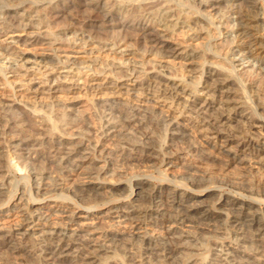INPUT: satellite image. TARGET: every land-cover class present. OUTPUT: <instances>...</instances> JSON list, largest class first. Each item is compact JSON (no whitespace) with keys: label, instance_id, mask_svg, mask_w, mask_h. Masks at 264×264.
Segmentation results:
<instances>
[{"label":"bare ground","instance_id":"1","mask_svg":"<svg viewBox=\"0 0 264 264\" xmlns=\"http://www.w3.org/2000/svg\"><path fill=\"white\" fill-rule=\"evenodd\" d=\"M80 1L84 3L81 4L82 6L92 11H101L103 15L99 22L93 21V19L92 21L89 20L90 22L86 21L87 23L70 25L71 27L69 26V28L62 29L61 33L59 32L58 36L60 37L56 40L66 41L72 47L86 48L97 44L98 40L93 37V30H124L128 27L135 31L133 33L136 38L138 37L136 44H139V40H143L147 44L144 48L146 49L144 52L146 56L188 60L195 55L193 53L189 55L190 53L184 52L180 47L171 45L168 41L169 38L167 39L168 32L172 34L179 28L182 29L188 39L197 40L199 37L197 30H207L205 22L201 19L190 20L186 18L181 23L177 17L175 19L176 15H174L169 2L165 1L166 3H164L162 0V3L157 2L158 5H148L147 2L149 1L145 3L143 0L137 6L134 3L137 7L134 14V11L132 12L134 8L132 10L123 8L122 12H111L108 10L109 7L106 2L102 0ZM178 1L183 6L192 7L197 15L204 14L206 23H211L214 15L212 17L208 12L206 13L205 9L211 11L219 7L212 0ZM58 2L57 0L56 3ZM224 3L227 5V9L224 8V11L217 12L220 13L219 15L222 14L218 17L217 30L219 32H217L219 37L223 38V42L213 46L217 56L224 57L222 54H225V50L229 51L226 50L227 53L225 54L226 65L219 63L222 71H220L221 69L217 70V67L213 68L216 65H213L212 68L202 65L203 67L197 75L191 74L187 78L185 69L184 71L180 70L179 73H176L173 67L168 69L171 73L175 72L176 77H180L186 84L185 86H183V82V85H178L177 82L169 80L166 76H163L162 81L156 77L153 80L140 81L142 79L138 80L137 77L132 76L135 80L131 82L136 87L138 94L134 98H127L126 102H123V99L122 101L119 100L114 91H108L114 90L119 84L117 85L110 80L103 82H99L96 78L91 80L92 85L90 84V87L92 86L93 90L106 89L109 94H112L106 100H102L104 109H102L104 115L102 124L104 126L102 125L103 129L99 132V141H94L92 129L84 127L80 128L81 141L69 142L56 136L58 133L56 135L51 134L46 122L39 121L36 116H31L33 111L28 115L22 110L21 113L23 112L24 115L21 116L15 110L18 105L16 101L12 98H0V156L5 152L6 154L12 152L18 157L17 162L20 164H34L36 160L42 158L49 164H56V168L63 176L61 179H53L54 176L52 178V175L50 177L48 173L42 172L35 178L36 186H34L33 193L35 197L30 193V189L24 188L14 203L11 202L17 193L12 195L7 203H0V207L11 203L6 208L0 209V221L6 220L7 222L0 226V264H188L192 263V257L198 251L197 244L204 241L203 235L206 233H214V237L221 241L214 240L212 246L215 247V253L211 255L212 257L210 256L209 262L203 259L201 264H264V209L261 208L263 201L260 198L253 196L240 198L236 192V195L220 199L218 207L204 205L205 198L209 197V192L212 191L190 192L191 190L189 191L188 186L186 187L182 181L168 179L167 171L172 170L176 162L175 159H169L163 162L165 169L160 173L164 177L163 183L169 182L170 184L159 185L157 189L152 191V194H149L150 196H145L146 201L150 198L149 204L144 205V202L137 204L142 197L140 191L151 182L147 178L139 180L137 184L139 190L132 191L122 206L113 207L110 204L113 200L105 196V191L107 190L113 197L115 192L119 190V185L110 186L108 182H104L105 180L102 181L100 176L103 173L97 170L95 165L92 166L97 160L95 158L99 157L105 158L108 164L112 163L111 160L114 159V155L109 156L110 153L103 151L106 141L112 142L114 147L112 152L115 153L116 160L121 162L129 159L144 162L155 159L154 156H151V149L149 148L152 137L147 132L148 125L153 127L167 126L170 128L174 139L188 136V134L185 136L187 133L185 128L190 126L191 129H196L202 135L211 137L215 142L214 148L227 157L228 163L241 162L243 163L241 165H246L245 162H249L245 157L252 156L254 162L261 166L259 169L261 168L260 170L264 172V145L256 140L255 134L251 132L260 124L259 118L264 120V37L261 34L260 37L255 35L256 33L259 34L262 31L261 28L264 27V22L258 17L259 13L264 11V3L258 0H226ZM10 7L12 8V6ZM9 12L2 11L0 17V27L4 28L6 32L25 33L32 31L29 33L35 34V30L40 32L49 24V21L47 22L45 19L43 22L41 16H36V14L34 16L29 14L28 16L27 12L20 14L17 11V14L13 16ZM156 26L163 31L160 32L159 29H155ZM222 28L228 30L226 36L221 33ZM171 29L172 31H170ZM50 35L52 36V34ZM130 40L132 38L125 37L109 44L98 43L97 47L100 46L101 50L122 51L127 47ZM40 41L42 40L39 38L32 41L26 38L23 44ZM132 45L134 44L132 43ZM199 57L201 56L199 55ZM13 58L19 60V63H15ZM237 58L239 62L247 61L250 65L249 70L243 73L244 75H240L236 71L234 60ZM30 62L34 63L31 68L27 66ZM54 63L36 57L28 58L23 55H13L10 54L8 48L0 47L1 71L12 70L11 73L20 77L19 79L27 84L28 92L40 93L44 91L42 86H30L26 80L29 75L28 71L33 67L36 69L35 72L42 77V84L48 85L49 90L57 89L54 83H57L59 78L57 76L53 78L50 74L52 73L50 71L56 70ZM23 70L25 72H22ZM234 77L236 81L232 82L230 79ZM29 81L32 82L30 79ZM236 82L244 84V87L241 86L242 84H237L238 87H235L238 88V91H244L242 95H239L237 91L234 96L228 93V88L234 87ZM247 82L250 83L248 86H246ZM197 85H200L201 89L195 90ZM107 94L105 93V95ZM168 100L175 109L174 115L168 111L169 109L165 110L167 107L164 106V103ZM241 100H246V102L242 103ZM54 105L48 106L53 109ZM56 105L61 107L59 103ZM64 108L65 110L68 109L67 107ZM68 110L71 111V108ZM175 114L187 116L189 124L185 121L179 122L178 116ZM52 119L48 117V121L52 125L51 128H56L57 124ZM190 121L192 122L190 123ZM74 122L76 121L74 120ZM259 128L260 133L257 132L256 134L260 137V134L264 132V126ZM56 129H54V133ZM131 131L134 132L135 136L130 134ZM138 134L139 137L136 136ZM240 154H245V157L241 158ZM184 167L188 169L187 172L190 170L200 171L199 168L190 163L184 164ZM80 171L84 172V178L76 184H69L68 182L72 180L71 177ZM191 171L183 173L184 176L188 174L187 178L183 179L189 183L187 185L196 187L206 180L213 179L211 172H202L201 176L197 175V172L191 173ZM2 172L3 168L0 166V173L2 174ZM57 177L58 175L55 178ZM0 179H2L1 175ZM51 179L54 181V187L51 188V192L54 194L43 198L36 197L46 187L48 189L53 185L48 186L46 183L48 180L51 183ZM229 180L235 185L250 182L243 176L238 177L237 175L230 177L227 182ZM7 185L9 184L0 182V202L3 200L2 198H5ZM256 190L258 189L256 188ZM27 195L29 197L25 204L23 201ZM161 198H165L166 204L160 202ZM109 204L111 205L107 213L109 225L105 229H98L96 221L101 215L100 208ZM226 232L229 233L228 238L218 239ZM213 239L210 238V241ZM224 240L226 241L223 242ZM108 255H113V257Z\"/></svg>","mask_w":264,"mask_h":264},{"label":"rangeland","instance_id":"2","mask_svg":"<svg viewBox=\"0 0 264 264\" xmlns=\"http://www.w3.org/2000/svg\"><path fill=\"white\" fill-rule=\"evenodd\" d=\"M58 1H59L58 2L59 4L56 3L57 0H10V1L0 0V17H1L2 11L3 12L10 11L9 13L13 16L16 15L18 11L20 12V14H23V12L25 13L27 12L26 14H28V16L29 14L31 16L32 15L34 16L35 14L36 16L39 15L41 16V20L43 22H45V19L47 22L49 21V24L46 28L42 29L40 32L35 30L34 32L35 34L29 33L32 31H27L25 33H22V32L13 33L10 31L6 32L4 28L0 27L1 29L0 30V47L8 48L10 51V54H13V55H23L28 58L36 57L38 59H44L46 61L48 60L53 61V63L55 62L54 64H55L56 70L50 71L52 73L50 72L49 73L51 74L53 78H56L55 76L59 78L57 83L56 82L54 83V86H56L57 89L49 90L48 85L42 84V77L40 76L39 73L35 72L36 69H34L33 67L31 70L28 71V74L31 76L28 75L26 80H28V83L30 86H33V87L42 86L41 88L42 90H44L43 91L44 93L42 91L40 93L28 92L27 84L24 83L22 79H19L20 77L11 73L12 70H9V69L8 71L3 72L1 71V67H0V98H10V99L12 98V100L16 101L18 105L17 107H15V110H17V114H20L21 116L24 115L23 112H26L28 115H30L33 111L31 116L32 115L34 117L36 116V118L39 119V121L46 122V124L49 125L48 127L51 129V131L49 129V132L51 134L56 135L58 133L56 136L64 138L69 142L77 143L81 141L82 136L80 132H81V129L84 127H89L90 129H92L91 132L93 131L92 133H93L94 141L95 142L97 140L99 141V136H100L99 132L101 131V129H103V126H104V124H102V122H104L102 102L112 95V94H109V92H112V91L116 93L115 95L119 100L122 101L123 99V102H126L127 98L129 99L134 98L138 94V91L136 87L134 86V84H132L131 82L135 80V78H132V76L137 77L136 79L138 80L142 79L140 81L153 80L155 79V77L161 80L164 78L163 76H166V78H168L169 80L177 82L178 85H183L184 82L182 81V79L180 77L177 78L175 72L171 73L168 69H171L173 67V69L175 68L176 73L177 72L179 73L180 70L184 71L185 69L184 72L186 73V76H188L187 78H189L191 74L197 75V73L202 69L203 67L202 65H204V67H207V68L208 67L212 68L213 65H216V66H213V68L217 67V70L221 69V67L219 66V63L220 65L222 64L226 65L225 64L226 63L225 54L227 53L228 50L226 49L227 51L225 50V54L224 53L222 54L224 55V57L217 56L216 52L213 50L214 45H217V44L219 45L221 42H223V38L219 37V33H218L219 31L217 30V23L219 21L218 17L221 16L222 14L219 15L220 13L218 14L217 12L224 11L223 10L224 8L227 9L226 8L227 5L224 3L226 0H212V2L218 4L217 6L219 7H217L214 10L212 9L211 11H209V9H205L206 13L208 12V14H210L212 17L214 15V17L212 18L213 21L211 23L210 22L206 23L207 20L204 18L205 17L204 14H201V16L197 15L193 11L192 7L183 6L179 3L178 0L177 1L176 0L174 1L173 0H162V2L164 3L169 2V5L171 6L172 10L175 13L174 15H176L175 19L177 17V20H180L181 23L183 22V19H186V18H189L190 20L201 19L206 24L205 28H207L208 31L210 30V33H208L207 30L206 32L204 30L201 31V29H198L197 34L199 37L197 40L188 39L186 35H184L185 33H183L182 29H179V28L175 30L174 32L175 34L172 33L174 35L168 32L169 35L167 34V39L169 38L168 41L171 45L180 47L182 50H184V52L187 51L188 54L190 53L189 55H192V53L193 55H195L193 56V58L188 59V60L181 59V58H172V59L163 58L162 59L161 57H156L153 55L146 56L144 54L146 49L144 48H146L147 44L143 40H139V44H136L137 43L136 39L138 37L136 38L135 34L133 33L135 31H133L131 28H128V27L124 28V30L123 29H105L103 31L93 30L95 34L92 32L95 40H98L97 44L98 43L109 44L113 42L114 40L115 41L121 40V39H124L125 37L126 38L128 37L129 39L132 38V40L129 41L127 47H125L126 49L124 48L125 50L122 49V51L120 50L110 51L109 49L101 50L100 46L97 47L98 46L97 44L90 45L86 48L72 47L70 46V43L66 41L63 42V40H56V39H59L60 37L58 35L64 29L69 28L70 25L73 26L75 24H82L83 22L87 23V22L92 21L93 19H94L93 21L99 22L102 19V15H103L101 11H98V10L92 11L82 6L81 4H84V3L81 2L80 0H65V1L58 0ZM102 1L106 2L107 6L109 7L108 10H110L111 12H119V11L122 12L124 9L132 10L134 8V10H132V12L134 11L133 12L134 14L136 13V10H137L136 6L142 0H137V1L136 0H133V1L131 0L130 1L129 0L127 1L126 0L125 1L124 0H109V1L102 0ZM143 1H145V3L149 1L147 2L148 5L149 4L158 5L159 3L157 2H161V0H143ZM258 1L264 3V0H258ZM122 3H125V4H122ZM134 3L136 4V6ZM10 6H12V8ZM24 7L27 9H25ZM128 7H131V8H128ZM24 9L25 11H23ZM217 10H220V11H217ZM258 17L264 22V11H261ZM209 26H212V27L210 28ZM156 27L155 29L157 30L159 29L160 32L163 31L162 29H160V27L158 26ZM261 29L262 31L259 32V34L257 33L255 34V31H254V34L256 35V37H260V34L261 36L264 37V27ZM2 31L3 33L1 34ZM170 31H172V29ZM227 31H228L227 29H223V28L221 29V33H223V36L224 34L226 36ZM50 34H52V36ZM210 34L211 36H209ZM213 36L214 38H212ZM26 38H29V40L31 41L36 38H39V40H42V41L37 42V43L27 42L23 44ZM18 40H21V42H18ZM134 40H135V43H134ZM132 43L134 45H132ZM199 55L201 57H199ZM203 57L204 59L205 58L206 59L204 60ZM13 61L15 63L17 62L19 63V60L17 59L13 58ZM112 63H113V66H112ZM234 63L237 69L236 71L240 75L241 74L244 75L243 73L249 70L250 68V65L247 63V61L239 62L238 58L234 60ZM32 64L34 63L30 62L27 64V66L31 68L33 66ZM155 65L156 67H154ZM126 71L128 72V74H126L127 73ZM220 71H222V69ZM22 72H25V71L23 70ZM4 73L6 74L4 75ZM136 73H138L139 75H137ZM172 77L176 80H174ZM95 78L99 80V82L110 80L111 82L113 83L115 82L117 85L118 84L119 85L117 88H114V90H108L109 92L106 89L93 90L92 86L90 87V84L92 85L91 80ZM29 79L32 82H30ZM230 80H232V82L236 81L235 77L231 78ZM249 80L250 79L248 78V81ZM237 84H242L241 86L244 87L243 83L236 82V85L234 87L230 86V88H228L229 94H233L234 96L236 94V91L238 92L239 95L243 94L244 91H238V88H235V87H238ZM249 84L250 83L247 82L246 86H248ZM185 85L186 84L184 83L183 86ZM197 88L201 89V86L197 85L195 90H197ZM189 89H192V88L190 87ZM99 91L100 93H98ZM105 93H108V94L105 95ZM197 94L200 95L199 93ZM168 101L164 103V106L167 107L165 108V110L169 109L168 111L169 112L171 111L170 113L174 115V113H176L174 111L175 109L171 105L170 100ZM241 102L244 103L246 102V100L245 101L241 100ZM56 103L57 104L59 103L61 107L57 106ZM53 104H55L54 105L55 108L53 107L52 109V107L50 108L49 106L50 105L52 106ZM22 106L24 107V109ZM35 107L38 109H36ZM64 107H67L68 109L71 108V111H69L68 109L65 110ZM170 107H173V108L170 109ZM22 110L23 112L21 113ZM101 111H102V115H101ZM175 115L178 116L179 122L185 121V123L189 124V120L187 121L188 119L187 116H184V115L179 116L178 114H175ZM51 116L53 117V119ZM48 117L51 118L52 121L54 120V122H56L57 129L51 128L52 125H51V122L48 121ZM74 120L76 122H74ZM259 120H260V124L257 125L254 129H252L251 132L255 134L254 138L260 141L262 145H264V132L260 134L261 135L260 137L258 134H256L257 132L260 133L259 127H261L262 125L264 126L263 118H259ZM191 122L192 121H190V123ZM193 122H194L193 124H195V121ZM67 123L70 126H72V128H70V126ZM188 127L185 128L187 130V133H185V136L186 134H188V136L179 138V139H174L171 135L170 128H167V126H159V127L154 126L153 127V126L148 125L146 129H148L147 132H149L151 134L150 137H152L151 144H150L151 147L149 145V148L151 149V156L152 157L154 156L153 158L155 159L144 161V162L133 161L129 159L125 161H121V162L120 160L119 161L116 160L115 153L112 152V148H114L112 142L106 141V143L103 146L104 149L103 148L102 149L105 153L107 152L108 154L110 153L109 156L114 155L113 156L114 159L111 160L112 163L108 164L107 163L108 161L105 158L99 157V158H95L97 160H95L96 162L95 164H92V166L95 165L94 167L96 169L98 168L97 170H100L101 173H103L100 176V178H102V181L105 180L104 182L106 183L108 182L110 186L119 185L118 186L119 190L115 192V195L113 197L110 196L111 193H109L107 190L105 191V196H107L108 199L113 200L110 204L113 207L122 206L125 203V201H127L128 196L131 194L132 191L136 192L139 190L137 187L139 180L147 179V178H149L151 182L146 188L140 191L142 194L141 198L143 201L140 198L139 200L140 202L138 201L137 204H142L143 202H144L143 203L144 205H147V203L149 204L148 201L150 200V198L146 201V199H144L145 196H150L149 194L150 193L152 194V191H154L155 188L157 189L159 185H166L167 183L170 184L169 182L163 183L162 181L164 177L161 175L160 172L165 169V167L163 166V162L168 161L169 159H175L174 160L176 161L175 167L172 168V170L169 169L167 171L168 179L173 180V181H182V183L185 184L186 187L188 186L189 188L188 190L189 191L191 190L190 192L197 191L196 193H199L202 191H205V192L212 191V192H209L210 194L209 197L205 198L204 205L206 204L209 207H213L215 205V207H218L219 206L218 203L220 199H225V198L231 197L232 195H236L238 193L237 195L240 196V198H244V197L248 198L252 196L256 198H260L263 201V205H261V208L264 209V191H263L264 190V172L260 170L261 168L259 169L260 165L254 162L252 156L245 157L244 156L245 154H240L241 158L242 157L247 158L248 160L247 162H249V163L245 162L247 166L241 165L243 164L241 162L240 163L239 162L228 163V159H226L227 157L224 154H222L219 150L214 148L215 142L212 140L211 137H208V136L206 137L204 136V134L202 135L201 132L200 134L199 131H196V129L194 128L191 129L190 126ZM54 129H56L55 133H54ZM190 129L191 131H189ZM60 133L64 135L62 136ZM130 134H133L135 136L133 131H131ZM136 136L139 137L140 135L138 134ZM10 153L6 154L5 152L1 154L0 156V166L3 168L2 174L0 173L2 177V179H0V182H2L3 184H9L7 185V193L5 195V198H2L3 202L2 201L0 202L1 204L7 203L10 197L14 195L15 193L17 194L14 197L15 199L14 198L12 199L13 202L11 203H14L15 201H17V199L20 196V191H22V189L24 188L30 189V193L33 195V197H35V195L33 194L34 186H36L35 178L38 177V175L41 174L42 172L48 173L50 177L52 175V178L54 176L53 179H61V177L63 178V176L60 174V171L56 168V164H49L48 161L42 158L36 160L34 164H20L17 162L19 160L18 157L12 152ZM189 163L193 164L194 166L200 169V171L190 170L191 173L197 172V175L199 174L202 176V172L204 173L208 171L212 173L213 179L208 180V181L206 180L205 182H203V184L199 186L197 185L196 187L187 185L189 183L185 182V180L183 181V179L187 178L188 174L184 176L183 173L190 172V171L187 172L188 169L184 167V164H189ZM56 175L60 177L55 178ZM236 175L238 177L243 176L245 179L250 180V182H246V183L244 182L245 185H243L244 183L238 184L240 189L237 184L235 185L233 183H230V180L229 182H227V180L230 179V177L236 176ZM84 176H85L84 172L80 171L74 174L73 177H71L72 180L68 183L71 185L76 184L80 180H82ZM48 181H46L48 186H51L54 183L53 180L51 183H49ZM53 187H54V184L48 189L46 187L47 191L45 189L44 191L41 192L39 196H36V197L43 198L49 195L51 196V194L53 195L54 193L51 192ZM109 188L110 187L108 186V189ZM256 188L258 190H256ZM250 191L252 192V194ZM29 195L25 196L24 198L23 202L25 204L28 201ZM164 199L161 198L160 202L163 204H166L167 201ZM11 203L9 205H11ZM110 204L106 206H102L100 208L101 215L99 216V219L96 221V225L98 229H101V230L105 229L109 225L108 224L109 219L107 218V213H108L109 207H111ZM9 205L6 204L4 205L5 207L4 206L2 207L6 208ZM2 207H0V209ZM221 211L224 214H226V212L223 209H221ZM223 219H225V217H223ZM6 223H7L6 220H2L0 221V226ZM226 229L228 228L226 227ZM227 232L225 233V235H222V237L218 239H224L225 237L228 238L229 233ZM214 236H215L214 233L212 234L206 233L203 235V237H205L204 241L203 242L200 241L197 244L198 251L194 253L195 256L192 257V263H188V264H195V263L201 264L203 259H206V262L207 261L209 262V260L212 257L211 255L215 253L214 251L215 247L212 246L214 240L221 241V240H217V237H214ZM210 238L211 239L214 238V239L210 241ZM225 241L226 240H224L223 242ZM108 256L113 257V255H108ZM106 257L107 255L105 256V258Z\"/></svg>","mask_w":264,"mask_h":264}]
</instances>
